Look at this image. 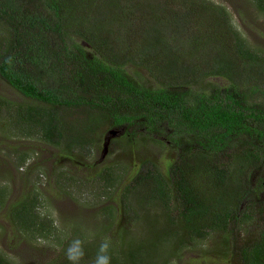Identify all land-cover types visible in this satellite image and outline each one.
Segmentation results:
<instances>
[{"label":"trees","instance_id":"1","mask_svg":"<svg viewBox=\"0 0 264 264\" xmlns=\"http://www.w3.org/2000/svg\"><path fill=\"white\" fill-rule=\"evenodd\" d=\"M253 6L264 13V0H253ZM0 24L8 32L0 45V78L25 101L36 102L15 104L19 129L41 131L51 143H65L68 152L90 150L104 127H123L128 138L163 134L167 141L163 168L140 159L128 181L116 184L109 167L96 173L102 184L94 196L119 198L117 206L102 205L100 214L110 220L119 214V228L122 220L150 218L144 235L111 239V264H169L156 255L160 242L175 251L214 234L218 251H230L236 264H264V229L250 240L239 232L255 215L264 228V198L255 196L252 181L264 168V48L248 44L224 5L0 0ZM49 31L51 40L41 38ZM136 66L156 84L140 82ZM211 75L228 82L201 87ZM3 107L1 99L0 113ZM258 179L264 183V173ZM36 206V197L25 193L10 208L11 219L24 232L43 236L51 225L31 219ZM153 206L164 218L162 229L157 220L150 222L147 209ZM106 224L105 230L113 225ZM76 235L86 241L81 264H92L103 239ZM73 239L44 264H70L65 250ZM0 264L12 263L0 253Z\"/></svg>","mask_w":264,"mask_h":264},{"label":"rangeland","instance_id":"2","mask_svg":"<svg viewBox=\"0 0 264 264\" xmlns=\"http://www.w3.org/2000/svg\"><path fill=\"white\" fill-rule=\"evenodd\" d=\"M212 1L224 5L230 11L234 26L250 46L264 48V13L257 12L253 0ZM6 28L0 24V45L8 38ZM41 38L51 40L50 31L43 33ZM86 49L88 53L93 52L90 47ZM133 71L140 82L152 86L156 84L146 69L136 66ZM204 82L201 87L208 88L213 84L225 85L228 81L222 76L211 75ZM1 99L7 107H3L5 109L0 113V189L3 190L0 191V253L9 258L12 264H44L51 261L60 252L62 242L76 238V234L88 239L98 238L99 235L101 240L110 237L123 241V234L130 239L147 232L150 218H146L148 222L141 217L138 220L134 218L132 222L122 220L123 227L119 228V214L110 220L99 213L102 205L117 206L119 198L117 195L113 199L94 196L102 184L97 181L96 173L103 167H109L115 173L116 184L119 180L128 181L138 168L140 159L150 158L163 168L169 154L163 134H153L154 140L139 133L128 138L123 127H104L95 132L90 150L75 147L69 153L64 149L65 143L54 144L41 131L33 133L17 127L14 123L15 104L22 101L36 102L29 99L25 101L20 93L0 78ZM111 130L117 132L111 133ZM157 138L162 141L156 142ZM263 173L264 168L257 170L252 179L257 198L264 197V183L260 184L258 179ZM119 186L122 188L123 182ZM27 192H31L37 201L31 219L51 225L43 236L24 232L11 219L10 208ZM156 209V206L147 209L154 218L150 222L153 224L157 220L162 223L158 224V229H162L165 224L161 219L164 218L157 214ZM139 214L141 216V212ZM57 221L60 228L54 226ZM111 222L113 225L105 230L104 225ZM263 229L261 220L255 215L243 223L239 232L244 240H250L256 238ZM118 231L121 232L116 234ZM214 235L200 241L193 240L194 244L177 246L178 250L175 251L167 242H160L156 255L161 259L166 258L169 264H230L231 261V264H236L230 251L228 255L225 252L226 256L218 251V247L220 251L222 249L218 246L219 239ZM40 239H43V244L38 243ZM124 246H119L121 253Z\"/></svg>","mask_w":264,"mask_h":264},{"label":"clouds","instance_id":"3","mask_svg":"<svg viewBox=\"0 0 264 264\" xmlns=\"http://www.w3.org/2000/svg\"><path fill=\"white\" fill-rule=\"evenodd\" d=\"M55 227L60 228L61 225L59 221L54 224ZM38 243L43 244V239L38 240ZM85 240L80 238H75L68 245L65 250L66 259L70 264H81V261L84 260L85 252ZM112 242L110 237H105L103 241L99 244L97 254L92 262V264H111L112 257L109 254L111 250Z\"/></svg>","mask_w":264,"mask_h":264},{"label":"water","instance_id":"4","mask_svg":"<svg viewBox=\"0 0 264 264\" xmlns=\"http://www.w3.org/2000/svg\"><path fill=\"white\" fill-rule=\"evenodd\" d=\"M110 132H111V133H115V132H117V131H115V130H111Z\"/></svg>","mask_w":264,"mask_h":264},{"label":"flooded vegetation","instance_id":"5","mask_svg":"<svg viewBox=\"0 0 264 264\" xmlns=\"http://www.w3.org/2000/svg\"><path fill=\"white\" fill-rule=\"evenodd\" d=\"M261 198H264V197H261Z\"/></svg>","mask_w":264,"mask_h":264}]
</instances>
